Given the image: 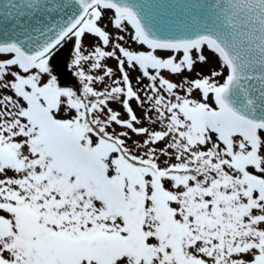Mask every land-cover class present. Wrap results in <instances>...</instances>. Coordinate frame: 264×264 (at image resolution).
Instances as JSON below:
<instances>
[{
	"label": "snow or ice",
	"instance_id": "obj_1",
	"mask_svg": "<svg viewBox=\"0 0 264 264\" xmlns=\"http://www.w3.org/2000/svg\"><path fill=\"white\" fill-rule=\"evenodd\" d=\"M0 264H264V0H0Z\"/></svg>",
	"mask_w": 264,
	"mask_h": 264
},
{
	"label": "rangeland",
	"instance_id": "obj_2",
	"mask_svg": "<svg viewBox=\"0 0 264 264\" xmlns=\"http://www.w3.org/2000/svg\"><path fill=\"white\" fill-rule=\"evenodd\" d=\"M206 54H209V53H206ZM108 63L114 65L115 62L114 61H108ZM215 64H216V58L210 56V63L203 65V66L197 65L195 71H199L203 74H207L209 72L210 67L215 66ZM185 75H188V73H185ZM179 78L180 77H175V79H179ZM133 107H135V105H133ZM138 114H139V111H138Z\"/></svg>",
	"mask_w": 264,
	"mask_h": 264
}]
</instances>
